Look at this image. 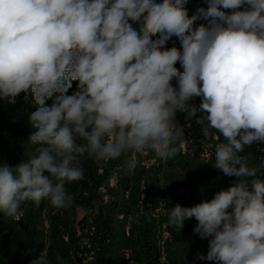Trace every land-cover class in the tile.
<instances>
[{
	"label": "clouds",
	"instance_id": "1",
	"mask_svg": "<svg viewBox=\"0 0 264 264\" xmlns=\"http://www.w3.org/2000/svg\"><path fill=\"white\" fill-rule=\"evenodd\" d=\"M206 2L189 16L188 0H0V99L32 96L28 142L37 146L27 162L0 164V213L15 219L42 200L71 207L65 184L84 179L83 154L109 161L159 149L174 158L176 112L199 111L224 139L214 167L238 179L210 201L176 204L168 222L182 229L195 218L193 231L212 237L201 260L264 264V179L239 155L264 142V0ZM173 37L182 51L165 48ZM31 264L50 261L41 253Z\"/></svg>",
	"mask_w": 264,
	"mask_h": 264
},
{
	"label": "trees",
	"instance_id": "2",
	"mask_svg": "<svg viewBox=\"0 0 264 264\" xmlns=\"http://www.w3.org/2000/svg\"><path fill=\"white\" fill-rule=\"evenodd\" d=\"M207 6L206 0H188L185 5L189 16ZM200 24L207 21L198 19L194 26ZM171 47L182 51L175 37L165 45ZM175 67L183 72L179 61ZM171 83L176 87L177 78ZM77 86L78 81L72 82L67 94L75 92ZM201 101V97H193L188 105L198 109ZM51 104L52 100L46 101L47 106ZM35 110L30 94L20 93L14 103L0 99V164L15 167L35 154L37 146L28 142L35 131L30 125ZM202 116L199 111L192 117L187 111L176 112L175 122L183 129V139L177 142L174 158L161 159L155 150H146L144 158L127 152L109 161L83 154L80 166L84 179L65 184L74 198L71 207L54 208L42 200L22 204L23 215L15 219L0 213V264H31L41 253H46L50 264H219L198 258L197 253L207 256L212 237L202 239L193 231L198 223L195 218L186 220L182 229L168 222L176 204L192 207L210 201L238 179L214 167L215 145L224 139L208 127L206 119H200ZM77 143L84 141L78 139ZM239 155L246 156L248 166L255 167L258 178L264 179V142L246 146ZM132 157L137 161L134 168L129 167ZM165 236L181 249V259L167 250L168 261H162L159 242Z\"/></svg>",
	"mask_w": 264,
	"mask_h": 264
},
{
	"label": "rangeland",
	"instance_id": "3",
	"mask_svg": "<svg viewBox=\"0 0 264 264\" xmlns=\"http://www.w3.org/2000/svg\"><path fill=\"white\" fill-rule=\"evenodd\" d=\"M158 149H156V154H157V156H158ZM132 155L133 156H135L136 157V155H141L143 158L146 156V150H144V151H141V152H132ZM48 209L49 208H47L44 212H43V216L46 214V213H48ZM163 241H164V246H163V255H164V258H163V260H164V262L166 261H168V257H167V250H170L171 252H175L176 253V256L178 257V258H182V251H181V249L178 247V246H176V244L172 241V239L171 238H169V237H167V236H165L164 238H163Z\"/></svg>",
	"mask_w": 264,
	"mask_h": 264
},
{
	"label": "built area",
	"instance_id": "4",
	"mask_svg": "<svg viewBox=\"0 0 264 264\" xmlns=\"http://www.w3.org/2000/svg\"><path fill=\"white\" fill-rule=\"evenodd\" d=\"M158 152H159V149H158ZM155 154H156V150H155ZM146 155H147V152H146ZM157 156V154H156ZM206 157H208V154H205ZM159 157V156H157ZM163 246H164V241H163V238L162 240L159 242V253L161 255V258H162V261L164 262L163 258H164V255H163ZM166 262V261H165Z\"/></svg>",
	"mask_w": 264,
	"mask_h": 264
}]
</instances>
